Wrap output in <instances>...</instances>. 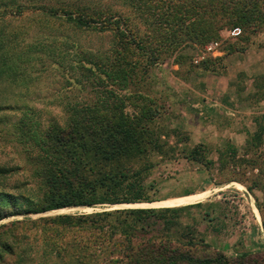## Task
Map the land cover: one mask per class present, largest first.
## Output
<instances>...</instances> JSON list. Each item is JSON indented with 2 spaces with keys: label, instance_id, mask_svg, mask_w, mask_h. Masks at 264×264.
<instances>
[{
  "label": "rangeland",
  "instance_id": "rangeland-1",
  "mask_svg": "<svg viewBox=\"0 0 264 264\" xmlns=\"http://www.w3.org/2000/svg\"><path fill=\"white\" fill-rule=\"evenodd\" d=\"M106 4L137 25L144 39L142 46L155 52L150 66L144 51L137 53L133 46L128 47L134 52L130 60L137 62L138 73L126 89L115 90L111 80L102 85L100 80H104L98 74V68L111 70L117 34L97 27L84 31L64 19H48L38 12L4 20L5 32L18 33L14 40L7 36L11 42L6 48L13 47L15 54L24 53L31 59L27 64L18 63L15 88L0 86L1 99L19 107L0 112V121L5 124H0V167L9 168L0 177V192L27 197L39 205L48 195L42 165L33 157L34 153L45 154L38 149L26 151L28 141L22 147L10 135L22 107L32 108L38 118L29 117L42 127L50 119L63 126L70 107H81L94 94L112 89L123 96L130 117L144 107L155 110L150 128L158 135L161 150L147 146L143 154L123 159L120 167L108 173L119 168L144 170L145 191L155 201L151 204L203 194L193 204L175 206L201 204L183 211L178 219L180 227L171 234L173 240L184 242L179 235L186 234L184 227L190 226L195 239L208 246H197L193 250L196 255L264 253V135L260 146L251 140L257 124L264 126V29L248 33L238 28L241 33L234 37L230 32L235 28L225 26L213 39L192 42L185 29L191 20L186 18L166 44L163 40L170 29L161 25L154 31L148 13L145 19L143 15L137 18L119 1L108 0ZM214 43L218 44L215 52H207ZM30 45L33 55L26 52ZM209 59L215 60L216 73L202 69L201 62ZM22 76L26 79L19 80ZM196 148L202 151L200 155H190ZM151 204L93 205L5 218L0 221V234H6L2 240L19 241L15 255L4 256L5 264H60L51 258L45 260L44 250L45 241L54 238L61 227L51 224V230L44 232L17 221L154 208ZM22 207L28 205L23 203ZM58 242L53 239L54 244ZM87 263L97 264L91 258Z\"/></svg>",
  "mask_w": 264,
  "mask_h": 264
},
{
  "label": "trees",
  "instance_id": "trees-1",
  "mask_svg": "<svg viewBox=\"0 0 264 264\" xmlns=\"http://www.w3.org/2000/svg\"><path fill=\"white\" fill-rule=\"evenodd\" d=\"M106 1L0 0V21H3L0 25V86L15 88L18 63L27 64L31 59L24 53L15 54L13 47L6 48L11 42L7 36L14 40L18 38V33L5 32L4 20L7 17L18 18L26 12H38L48 19H64L84 31L97 27L117 34L119 37L111 50L114 56V62L110 63L111 70L98 68V74L104 80H100L102 85L111 80L112 85L116 86L115 90L118 87L126 89L138 73L137 62L130 60L134 52H130L128 47L133 46L137 53L144 51L150 66L155 52L145 50L138 26L121 12L113 10ZM115 1L129 8L137 18H142V15L144 19L153 18L149 26L154 31L161 25L170 29L163 40L166 44L177 27L184 25L186 18L191 20L185 29H188L187 35L192 42L201 38L213 39L225 26L242 28L248 33L264 29V0ZM146 13L150 16L145 17ZM32 47L30 45L26 52L32 54ZM214 62L213 59L204 60L201 62L202 69L216 73L212 65ZM23 79L26 76L19 80ZM115 90H102L101 94H94L81 107H70L63 126L55 119H50L48 125L42 127L37 119L29 117L38 118L32 108L20 107V119L11 125L13 132L10 135L22 147L28 141L26 151L31 149L29 152L33 153L38 149L45 154L34 153L32 156L42 165L49 191L42 205L33 204L27 197L0 192V221L8 217L64 208L155 202L145 191L142 177L144 170L119 168L116 172L108 173L111 168L120 167L123 159L143 154L147 146L161 150V145L157 144L158 135L150 128L155 110L144 107L136 116L130 117L125 112L123 96L117 95ZM17 108L0 97V112ZM257 128L251 140L257 141L258 146L262 143L264 126L257 124ZM201 152L196 148L190 155H200ZM7 172L9 168L0 167V177H4ZM23 203L28 208L24 209ZM192 207H201V204L24 219L16 223L24 225L26 222L31 225L30 229L38 226L44 232L51 230L48 228L51 224L61 227L54 238L50 234L51 238L45 241L44 250L45 260L51 258L60 264H88L90 258L97 264H264L262 251L235 257H227L221 252L211 256L196 255L193 250L197 246H208L203 240L195 239L190 226L184 227L186 234L179 235L184 242L173 240L171 234L180 227V214ZM5 235L0 234L1 264H5V255H15L14 247L19 244L14 237L11 242L2 240ZM53 239H58V244H54ZM30 263L33 264V261Z\"/></svg>",
  "mask_w": 264,
  "mask_h": 264
},
{
  "label": "bare ground",
  "instance_id": "bare-ground-1",
  "mask_svg": "<svg viewBox=\"0 0 264 264\" xmlns=\"http://www.w3.org/2000/svg\"><path fill=\"white\" fill-rule=\"evenodd\" d=\"M203 196V194H192L189 196H183L180 198H175V199H171V200H164L161 202H157L154 204H151V206H153L154 208H159V207H175V206H181V205H186V204H190L193 202H196L198 199H200ZM148 204V203H147Z\"/></svg>",
  "mask_w": 264,
  "mask_h": 264
},
{
  "label": "built area",
  "instance_id": "built-area-1",
  "mask_svg": "<svg viewBox=\"0 0 264 264\" xmlns=\"http://www.w3.org/2000/svg\"><path fill=\"white\" fill-rule=\"evenodd\" d=\"M240 33H241V31H240V29H238V28H235V29H233V30H231V32H230V35L231 36H234V37H237V36H239L240 35ZM217 43H214V44H210L209 46H208V48H207V52H215L214 50H215V48L217 47ZM213 55H215L214 53H212ZM199 61H196L195 63H198Z\"/></svg>",
  "mask_w": 264,
  "mask_h": 264
},
{
  "label": "water",
  "instance_id": "water-1",
  "mask_svg": "<svg viewBox=\"0 0 264 264\" xmlns=\"http://www.w3.org/2000/svg\"><path fill=\"white\" fill-rule=\"evenodd\" d=\"M149 204V203H148Z\"/></svg>",
  "mask_w": 264,
  "mask_h": 264
}]
</instances>
